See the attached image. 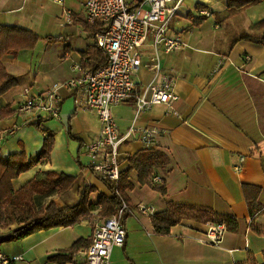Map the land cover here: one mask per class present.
I'll return each instance as SVG.
<instances>
[{"label": "crops", "instance_id": "crops-1", "mask_svg": "<svg viewBox=\"0 0 264 264\" xmlns=\"http://www.w3.org/2000/svg\"><path fill=\"white\" fill-rule=\"evenodd\" d=\"M82 1L81 12L70 10L74 17L67 21L64 15H48L42 0H0V28H20L39 37L33 49L2 58L17 85L0 97V110H12L0 121V160L22 152L28 161L36 159L50 136L49 161L42 158L29 171H18L14 189L49 172L76 178L62 195L36 196L41 206L51 202L74 206L85 190L91 204L101 196H112L90 168L85 146L98 137L101 125L95 113L83 108L81 88L58 91V117L44 116L40 126L34 124L35 112L18 111L27 97L43 94L55 84L78 81L85 71L97 68L102 58L106 60L93 33L86 31ZM226 1L185 0L169 29V35L179 37L184 47L154 53L147 44L141 50L135 95L170 81L176 102L170 107L154 105L136 119L134 98L113 107L121 132L133 123L154 131L152 149L169 158V171L157 170L153 176L163 177L166 195L141 185L132 173L130 208L122 218L125 244L113 249L109 264H264V45L246 40L232 43L237 34L264 21V0L234 16L226 14ZM199 7L211 17L200 18ZM153 59L159 64L157 71L150 67ZM144 149L137 139L125 144L121 172L129 168L127 157ZM244 185L260 189V211L253 216ZM169 203L195 208L199 214L197 219H183L169 235H157L151 216L166 210ZM140 206L152 208V215L141 213ZM99 211L97 207L89 219L73 227L39 231L4 243L0 253L23 258L11 264H84L86 248L67 255L79 243L90 241L102 221L96 217ZM215 218H229L231 226L225 224L227 233L218 246L202 244L201 233ZM15 227H0V237Z\"/></svg>", "mask_w": 264, "mask_h": 264}, {"label": "built area", "instance_id": "built-area-1", "mask_svg": "<svg viewBox=\"0 0 264 264\" xmlns=\"http://www.w3.org/2000/svg\"><path fill=\"white\" fill-rule=\"evenodd\" d=\"M62 7L67 21L73 13L66 9V0H50ZM185 0H83V17L86 24L98 27L94 35L96 45L106 56V66L98 71H85L80 80H69L55 84L51 89L36 97H27L19 105L22 113H36L34 120L44 116L58 117V91L81 88L84 109L96 114L101 125L99 135L85 146L90 158V168L102 180L117 183L121 173L122 148L137 139L145 149L154 147V131L137 127L134 123L121 132L115 121L113 107L134 98L135 119L154 105H170L178 100L173 85L164 81L161 85H151L141 95H135L137 83L135 75L142 66L141 50L147 44L154 53L160 50L171 52L184 47L179 37H171L169 29L174 19L181 13ZM200 18H209L208 10L198 11ZM159 70L153 59L151 66ZM243 162V159L240 160ZM156 184L164 182L162 176L153 178ZM144 215H152V208L140 206ZM129 211L122 202L116 215L102 220L92 235L91 245L84 250V264H109L114 248L125 244L126 230L123 216ZM227 233L223 223L207 222L201 233L200 242L218 246ZM21 256H5L0 253V264L22 261Z\"/></svg>", "mask_w": 264, "mask_h": 264}, {"label": "trees", "instance_id": "trees-1", "mask_svg": "<svg viewBox=\"0 0 264 264\" xmlns=\"http://www.w3.org/2000/svg\"><path fill=\"white\" fill-rule=\"evenodd\" d=\"M261 1L227 0L226 14L234 16L243 9L256 5ZM199 10H202V7H199ZM84 26L86 31L93 33L92 36L99 31L98 27H91L87 24H84ZM38 39V36L27 30L12 27L0 28V97L7 94L17 85V79L8 73L2 62L3 56L8 53L31 50L35 47ZM240 40L264 45V21L252 25L248 31L237 34L232 42L233 45ZM105 66L106 60L102 58L100 65L93 69L92 72L98 71ZM11 114L12 110L9 107L1 109L0 121ZM34 122V124L40 126L42 120L37 119ZM51 149L52 138L47 136L40 157L28 161L24 152H22L18 156H11L8 161L0 160V227L6 228L16 225L14 229L0 237V246L8 242L21 241L39 231L73 227L89 219L97 207L100 208V211L96 217L100 220L116 215L122 202L130 208L128 192L132 189V185L129 182V178L134 172L137 174V180L141 185L152 186L157 192L166 195L165 182L154 184L153 176L157 170H161L165 174L168 173L169 158L162 152L154 149H144L134 156L127 157L129 168L120 173L117 183L104 180L112 193L110 198L101 196L96 204H91L89 202L90 193L88 190H85L79 193V202L74 206L60 207L54 202L49 203L47 206H41L40 202L35 201L36 196L46 197L53 192L62 195L74 186L76 178L49 172L43 179L33 180L20 190L14 189L12 181L18 171H29L42 158L49 161ZM243 191L249 213L253 216L260 211V206L257 202L260 189L255 186L244 185ZM198 214L199 210L195 208L169 203L166 210L151 216L152 226L157 235L166 236L169 235L171 228L179 224L183 219H197ZM211 222L223 223L227 227H230L232 220L229 218H215ZM91 241L92 238L90 241L79 243L67 255V258L74 251L81 248L87 249L91 245Z\"/></svg>", "mask_w": 264, "mask_h": 264}, {"label": "rangeland", "instance_id": "rangeland-1", "mask_svg": "<svg viewBox=\"0 0 264 264\" xmlns=\"http://www.w3.org/2000/svg\"><path fill=\"white\" fill-rule=\"evenodd\" d=\"M43 4L47 8V14L53 16L54 18H62L63 12L62 7L59 5L54 4L50 0H42ZM81 0H66L65 7L68 10H74L76 12H81ZM113 112V109H112ZM114 115V114H113Z\"/></svg>", "mask_w": 264, "mask_h": 264}]
</instances>
